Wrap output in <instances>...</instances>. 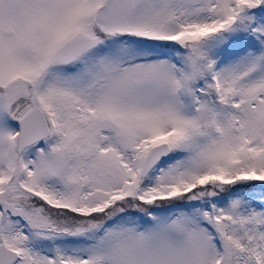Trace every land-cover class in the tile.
Returning <instances> with one entry per match:
<instances>
[{
    "label": "snow or ice",
    "instance_id": "snow-or-ice-1",
    "mask_svg": "<svg viewBox=\"0 0 264 264\" xmlns=\"http://www.w3.org/2000/svg\"><path fill=\"white\" fill-rule=\"evenodd\" d=\"M0 264H264V0H0Z\"/></svg>",
    "mask_w": 264,
    "mask_h": 264
}]
</instances>
